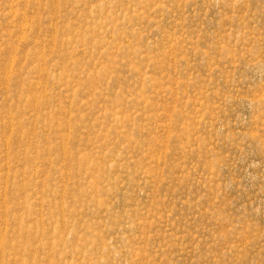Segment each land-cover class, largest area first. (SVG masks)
Returning a JSON list of instances; mask_svg holds the SVG:
<instances>
[{"label":"rangeland","instance_id":"374dc122","mask_svg":"<svg viewBox=\"0 0 264 264\" xmlns=\"http://www.w3.org/2000/svg\"><path fill=\"white\" fill-rule=\"evenodd\" d=\"M0 170V264H264V0H0Z\"/></svg>","mask_w":264,"mask_h":264},{"label":"bare ground","instance_id":"6f19581e","mask_svg":"<svg viewBox=\"0 0 264 264\" xmlns=\"http://www.w3.org/2000/svg\"><path fill=\"white\" fill-rule=\"evenodd\" d=\"M52 2V1H51ZM16 5V4H15ZM14 5V6H15ZM56 8V7H55ZM11 11H13V10H11ZM22 13V12H21ZM24 13V12H23ZM56 18V17H55ZM26 20H28V19H26ZM57 20V19H56ZM29 21V20H28ZM26 22V21H25ZM52 23V22H51ZM24 25V24H23ZM22 25V26H23ZM29 24H27L26 26H28ZM22 28H24V27H22ZM21 30V29H20ZM23 31V30H22ZM55 31V30H54ZM57 32V31H56ZM22 33V32H21ZM24 33V32H23ZM26 33V32H25ZM55 36V35H54ZM22 37H24V36H22ZM53 37V36H52ZM25 38V37H24ZM26 39V38H25ZM22 40V39H21ZM24 40V39H23ZM129 40V39H128ZM55 44V43H54ZM10 54V53H9ZM12 64H13V62H12ZM11 64V65H12ZM13 66V65H12ZM35 69H38V66H35ZM9 70V69H8ZM5 74H7V73H5ZM48 77H51V79L53 80V81H55V80H57V77H56V75H51V74H48ZM35 83V82H34ZM38 86V85H37ZM36 87V86H35ZM5 88H6V85H5ZM37 88V87H36ZM45 89V88H44ZM46 92V91H45ZM46 95H44V97H45ZM34 98V97H33ZM36 98V97H35ZM35 101V100H34ZM68 101V100H67ZM36 106V105H35ZM12 116V115H11ZM119 117V116H118ZM67 120V119H66ZM69 120V119H68ZM12 122V121H11ZM67 123H68V121H66ZM70 123V122H69ZM12 124V123H11ZM32 128H33V126H32ZM10 129V128H9ZM34 129V128H33ZM69 129V128H68ZM71 129V128H70ZM67 131V130H66ZM69 131V130H68ZM8 132V131H7ZM34 132V131H33ZM11 136V135H10ZM70 136V135H69ZM9 137V136H8ZM9 139V138H8ZM69 140V139H68ZM9 140H7V141H5V143L6 142H8ZM65 141V140H64ZM63 142V141H62ZM7 145V144H6ZM63 145V144H62ZM67 146V145H66ZM10 147V146H9ZM10 149V148H9ZM7 150V149H6ZM9 154V153H8ZM64 154H65V156H67L68 155V147H64ZM9 156V155H8ZM80 158H81V160H83V161H87V159H86V157L85 156H83V155H81L80 156ZM7 159V158H6ZM4 168V167H3ZM9 168V167H8ZM0 171H2V170H0ZM4 171V170H3ZM69 171V170H68ZM8 173V172H7ZM1 174V173H0ZM67 176H69V175H67ZM65 177V176H64ZM63 177V178H64ZM62 181V180H61ZM6 183V182H5ZM7 184V183H6ZM5 184V185H6ZM35 182H33V180H30V182L29 183H27L26 185H25V188H28V189H30V188H32V187H34L35 186ZM65 187V186H64ZM94 188H96V187H94ZM3 190H5V189H3ZM64 191V190H63ZM5 193H6V191H4ZM27 195V194H26ZM3 197H4V195H3ZM6 197V196H5ZM32 198V197H31ZM35 199V198H34ZM37 200V199H36ZM41 200V203L43 204L44 202H45V199H44V196H43V199L41 198L40 199ZM29 201H32L31 199H29V197H26L25 199H23V201L22 202H19V205H20V207L21 208H23L26 212H28L29 213V216H31L32 215V211L30 210L32 207H31V203L29 202ZM6 202V201H5ZM2 203H3V201H2ZM11 206H13V205H11ZM41 206V205H40ZM3 207H4V205H3ZM10 207V206H9ZM9 207H6L5 206V208H4V210H5V212L6 213H8L9 211H10V208ZM62 207V206H61ZM62 209V208H61ZM42 210V209H41ZM65 211V209H63V211L62 212H64ZM12 212V211H11ZM4 214V213H3ZM56 213L55 212H53V213H51V215H49L50 216V218L51 217H54V215H55ZM6 215V214H5ZM65 216L66 215H61V217H60V219L58 218V221H60V222H62V223H64V222H66V219H65ZM17 219V218H16ZM20 221V223H19V229H21V230H25L26 229V232H28V234H30V232L34 229L33 227H31V226H29L28 224H27V222L25 221V219H22V220H19ZM33 222V221H32ZM5 224H3V225H5V231L3 232V233H0V239H1V244H0V248L1 249H3V250H0L1 251V254H2V256L3 257H5V256H7L9 259L8 260H10V261H12L13 263H18V262H20V258H17V256H16V254H14V253H10V252H5L4 250L5 249H7L8 250V248H7V246H8V244H9V237H8V235L10 234L9 233V227H11V225H10V223L9 222H4ZM31 225H32V223H31ZM37 226H38V223H37ZM70 226V225H69ZM4 227V226H3ZM1 229V228H0ZM4 230V229H3ZM62 231H64V230H62ZM19 232V231H18ZM46 232V231H45ZM43 233L44 232H41L39 229L36 231V236H35V238H37V237H42L43 236ZM67 235V234H66ZM16 237V236H15ZM18 237H20V236H18ZM11 239V238H10ZM20 239V238H19ZM29 240V239H28ZM19 241V240H18ZM50 241V240H49ZM12 243V242H11ZM52 243V242H51ZM10 245V244H9ZM54 245V242L51 244V246H53ZM18 247L19 246V244H18V242L17 243H15V245H14V247ZM44 255V254H43ZM4 259V258H3ZM22 260V259H21ZM12 263V264H13ZM32 263V262H31ZM48 263V262H47Z\"/></svg>","mask_w":264,"mask_h":264}]
</instances>
